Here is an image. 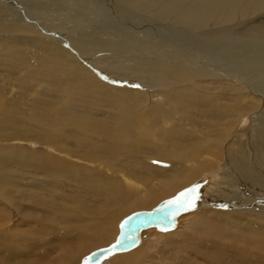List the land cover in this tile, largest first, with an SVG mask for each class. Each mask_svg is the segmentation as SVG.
I'll list each match as a JSON object with an SVG mask.
<instances>
[{
  "label": "bare ground",
  "instance_id": "6f19581e",
  "mask_svg": "<svg viewBox=\"0 0 264 264\" xmlns=\"http://www.w3.org/2000/svg\"><path fill=\"white\" fill-rule=\"evenodd\" d=\"M194 186L101 264H264V0H0V264H80Z\"/></svg>",
  "mask_w": 264,
  "mask_h": 264
},
{
  "label": "water",
  "instance_id": "95a60500",
  "mask_svg": "<svg viewBox=\"0 0 264 264\" xmlns=\"http://www.w3.org/2000/svg\"><path fill=\"white\" fill-rule=\"evenodd\" d=\"M197 194L198 188L190 187L162 201L151 210L131 213L119 223L116 239L109 246L96 249L84 256L80 264H101L111 255L136 248L140 244L141 233L147 229L154 228L157 232L175 229L177 219L192 211Z\"/></svg>",
  "mask_w": 264,
  "mask_h": 264
},
{
  "label": "rangeland",
  "instance_id": "374dc122",
  "mask_svg": "<svg viewBox=\"0 0 264 264\" xmlns=\"http://www.w3.org/2000/svg\"><path fill=\"white\" fill-rule=\"evenodd\" d=\"M85 4V3H84ZM49 17V16H48ZM47 17V21L49 20V21H51L52 20V18H54V16H51V17H49L48 18ZM57 19V18H56ZM110 23V22H109ZM69 24H75V23H73V22H71L70 21V23ZM67 24H64V26H66ZM110 25V26H109ZM107 27H106V29H111V24H109ZM117 25V24H116ZM78 32V31H77ZM58 35V34H57ZM54 36V37H56L57 39H60V40H62L61 41V43H66V38H64V36L63 35H61V34H59L58 36ZM66 35V34H65ZM80 36V35H79ZM84 36V35H83ZM59 37V38H58ZM77 36H71L70 38H68L69 40H73V41H76L75 39H78V37L76 38ZM81 37V36H80ZM62 38V39H61ZM92 45H94V44H92ZM91 52H92V57L93 58H95L94 57V55H95V47L93 48V49H91ZM97 53V56L96 57H98V55H99V52H96ZM101 55H103L102 53H100ZM105 55H106V53H105ZM107 56V55H106ZM97 59V58H96ZM89 61V60H88ZM80 62V61H79ZM80 63H82V65L85 67V68H87L89 71H91V73L94 75V77H95V71L97 70V69H95V70H93L94 68H92L93 66L91 65V64H89L86 60L85 61H83L82 60V62H80ZM88 66V67H87ZM93 71V72H92ZM97 77V76H96ZM100 79V78H99ZM253 164V162H250V161H247V164L250 166H253L252 164ZM170 165V164H169ZM207 210V209H206ZM218 210V209H217ZM220 210H222V209H220ZM186 215H188V214H186ZM186 215H184V216H186ZM248 215H250V214H248ZM184 218L185 217H182L180 220H179V222H178V229L179 230H181L182 228V226L184 225ZM163 235L164 234H162V233H158V232H156V231H154V230H148V231H145V232H143V234H142V240H141V243H143V246L142 247H145V249L146 248H150L151 247V245H150V242H151V244L153 243V241H154V243H153V248H151L150 250L151 251H161V250H163L162 248V246H163V243H164V241H163V239L165 238V237H163ZM156 239H157V241L159 242H157L156 241ZM149 241V242H148ZM163 241V242H162ZM157 244V245H156ZM148 250V249H147ZM154 251V252H155ZM154 252H152L151 254H153ZM161 263H164V262H161Z\"/></svg>",
  "mask_w": 264,
  "mask_h": 264
},
{
  "label": "snow or ice",
  "instance_id": "6c2138e0",
  "mask_svg": "<svg viewBox=\"0 0 264 264\" xmlns=\"http://www.w3.org/2000/svg\"><path fill=\"white\" fill-rule=\"evenodd\" d=\"M178 202H179V201H178ZM178 202H177V203H178Z\"/></svg>",
  "mask_w": 264,
  "mask_h": 264
}]
</instances>
